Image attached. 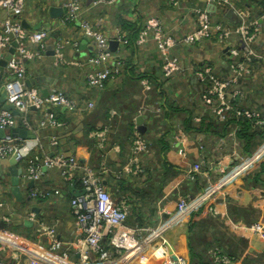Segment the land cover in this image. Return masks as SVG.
<instances>
[{
    "label": "built area",
    "instance_id": "obj_1",
    "mask_svg": "<svg viewBox=\"0 0 264 264\" xmlns=\"http://www.w3.org/2000/svg\"><path fill=\"white\" fill-rule=\"evenodd\" d=\"M119 1L92 0V7L112 5ZM163 1L176 7L181 0ZM204 1L213 5L215 10L233 9L238 16L237 22L229 24L215 20L212 9L196 7L193 9L196 26L182 36L167 27L162 18L150 16L140 29L136 42L141 46L154 41L157 45L162 77L167 80L164 87L166 85L168 92L170 80L185 68L176 54L178 48L190 50L193 46L217 39L224 48H228L232 72L229 76L214 75L207 65L195 72L204 86L200 96L208 106L203 105L194 112V124L199 125L202 118L212 113L217 115L219 121L226 122V113L230 108L244 104V117L250 120L254 128L263 127V112H253L246 103L253 89L241 84L245 78H251L247 76L252 72L249 66L252 65L254 71L264 63V51L254 45L261 40L264 13L256 18L253 9L239 6L234 0ZM61 5L66 9L64 14L48 19L36 30H29L24 26L28 0H0V12L7 13L0 27V53L9 48L13 41L18 42L3 68L4 82L0 85V95L6 92L7 102L20 114L27 133L36 132L28 117L31 109L37 110V129H46L65 126V122L58 117L61 109L76 116L87 114L96 107L94 99H76L64 85L51 87L46 96L40 86L27 84L29 63L43 55L46 40L55 28L74 26L79 35L92 39L94 51L85 57L69 56L68 49L78 48L79 42L63 34L57 36L53 49L55 67L81 69L89 90H101L106 82L116 80L124 67L120 55L122 48L112 52L110 42L115 38L124 48L129 41L127 31L118 28L115 37L110 36L102 18L91 20L87 17L81 0H65ZM141 83L146 93L155 85L150 78H142ZM261 88L264 90V78ZM229 89L232 92L230 97L227 95ZM160 103L150 102L145 97L132 118L133 127L127 136L112 122L91 128L88 138L95 159L82 160L75 152L62 151L56 135L49 137L51 147L42 157L35 151V148L42 146L37 135L32 138L31 145L21 136L9 132L0 139V161L18 155L15 163L22 168V189L29 181L34 182L24 193L23 203L27 206L21 209L22 202H17L10 190L11 176L10 179L7 175L0 177V264H206L192 257L186 258L175 244L178 224L200 207L206 208L208 215L216 212L214 206L220 208L222 214L217 218L235 227L239 235L246 238L253 236L252 240L264 243L263 217L245 223L236 221L235 225L226 219L230 213V203L220 191L240 177L239 172L230 169L231 162H226L215 167L222 173L221 177L216 178L219 175L212 172L213 166L205 159L193 162L189 156L190 133L185 126L167 116ZM139 115L146 116L144 125L147 130L155 126L154 122L159 130L156 132L152 128L148 132H140L136 122ZM17 124L18 115L13 110L0 109V128L8 131ZM237 126L236 123L231 128L230 137L229 129L220 138H232L237 144L236 139H240L236 136ZM160 138L170 142L174 153L168 159L179 171L166 193L153 199L143 198L139 194L143 178L149 170L158 166L157 160L163 157L157 143ZM258 149L255 154L253 152L247 156L250 157L247 162L244 161V153L233 154V157L238 155L236 162L242 164L238 170H248L264 160V145ZM110 152L117 154V163L110 159ZM199 152L203 158L205 153ZM51 171L59 175L65 187L73 185L75 189L84 190L79 196L72 194L63 201L61 198L64 207L61 206L62 212L55 215L34 210L35 204L46 207L49 201L59 203L63 188L43 182ZM200 177L207 181L203 192L190 196L188 190H182L186 182L192 183ZM153 208L156 210L152 211ZM63 217L67 218L66 234L59 229L64 223ZM26 220L32 225L26 224ZM216 243L204 250L211 264H250Z\"/></svg>",
    "mask_w": 264,
    "mask_h": 264
},
{
    "label": "crops",
    "instance_id": "obj_2",
    "mask_svg": "<svg viewBox=\"0 0 264 264\" xmlns=\"http://www.w3.org/2000/svg\"><path fill=\"white\" fill-rule=\"evenodd\" d=\"M65 0H28V10L24 16V23L26 28L29 30H36L40 28L45 21L52 17L49 13L51 6H62L61 4ZM239 5L252 6L253 13L258 17L261 12L264 11V4L262 0H234ZM83 9L86 15L91 20H97L102 18L107 28V33L115 37L118 28L125 30L128 33V44L123 46L120 45L118 40L115 38L117 45L112 52H116L120 47L122 48L121 57L123 58V70L122 74L116 79L106 82L104 88L101 90H89L86 84V78L84 73L79 68H61L58 69L54 65L53 49L54 43L59 35L68 37H74L78 40L79 46L70 47L68 54L70 57L78 58L80 56L85 57L94 51V44L92 39L86 38V36L79 35L76 32L74 26L55 28L50 37L46 40V48L43 55L38 59L29 63L27 73V84L38 85L42 90H47L54 86L64 85L68 93L76 98H92L96 102V107L87 114H77L72 116L65 109L59 111L58 117L65 122L63 128H46L37 129V122L35 114L37 110L31 109L28 113V117L36 130V132L29 131L27 137L23 138V141H28L30 145L33 143L32 138L34 135L40 137L42 146L35 148L37 155L42 157L44 152H49L50 142L49 137L56 135L60 141V148L65 152H75L82 160L95 159L93 152L90 149V139L88 138L89 130L93 127L102 125L104 123L112 122L118 125L119 130H123L121 122L127 121V124L133 125V116L137 114L138 109L145 97L148 101L161 102L162 108L166 110L167 116L172 117L180 125L186 127V130L190 133L191 140L189 144V156L193 162L201 161L202 159L214 160L219 157L223 159L225 155L234 154L229 147L230 143H227L226 138H220L224 136L229 129L235 126L236 122L229 123L225 126L226 122L220 127L216 121H213V117L210 116L206 123L195 125L193 122L194 112L202 107L203 105L208 106L207 103L203 102L200 96L204 86L198 76L195 74L200 68L205 65L212 69L214 75L218 76H229L232 72L231 69V57L229 52L217 39H211L201 45L193 46L190 50L182 47L178 48L179 52L177 55L182 59L184 70L178 74L176 78H173L169 82V90L167 92L166 85L164 82L167 80L163 79L162 62L159 60V51L154 41H150L148 44L138 45L137 38L139 31L145 24L146 20L150 16H157L162 18L165 25L169 28H173V31L177 35H184L195 28V17L193 15V9L196 7H202L212 9L215 20H220L224 23H230L231 18L227 16L229 9L220 8L215 10L213 5L205 2L204 0H181L179 6H171L163 0H121L112 5L100 4L97 7H92V0H81ZM211 11V10H210ZM7 17L6 11L0 12V27L4 19ZM112 42V40H111ZM110 42V45H111ZM256 48L264 51V41L260 40L255 43ZM10 54L9 48L0 53V85L4 82L3 76V65L1 62L4 59H9L7 55ZM119 55V56H120ZM253 78H245L241 84L243 87L252 88L251 102H256L262 106L264 111V93L261 92L264 66L257 67L253 71ZM150 78L154 81V87L150 92H145L144 87L141 83V79ZM167 92V93H166ZM170 97L167 99V95ZM227 95L230 97L232 92L228 90ZM1 96V95H0ZM91 110V111H92ZM18 124L16 127L19 129H26L23 126L22 119L18 113ZM146 116H144V123H146ZM155 123L153 129L156 132L159 130L158 124ZM11 130V129H10ZM150 128L146 132H148ZM204 139V142H203ZM258 147V146H257ZM205 148L207 152L204 151ZM256 147H253L251 152H254ZM163 153L166 157H171L174 153L173 149L168 148L167 145L163 146ZM246 150V147H245ZM205 153L204 157L201 158L200 152ZM247 153H251L246 151ZM246 154V153H245ZM249 155V154H246ZM166 157L158 166L144 176L143 184L141 189H147L149 185L150 191L155 189V192L161 194L166 193L174 183V178L177 173L174 171L173 166L167 161ZM13 157L6 158L0 161V177L7 175L10 179V166L13 164ZM226 158H231L227 156ZM110 159L112 162L117 163L118 157L115 152H110ZM167 164H163V162ZM220 166L224 165L221 163ZM19 167V165H18ZM49 170H46L48 172ZM162 172L164 177L155 179L156 173ZM215 172V168H214ZM217 175V173L215 172ZM222 173L216 177H221ZM43 182L48 185H59L63 188L62 196H59V203L49 201L46 207L35 204V209L40 213L48 211L49 214H59L62 212L61 206L64 207V199H69L72 193L68 187H65L61 182L59 175L56 172L51 171L50 175L45 176ZM206 181L202 178L200 181L197 179L192 183H187L182 186L183 190H188L191 193L199 194ZM30 181L26 184L22 190L26 194L28 191ZM146 184V187H145ZM246 185V182H244ZM148 190V189H147ZM64 196V197H63ZM224 197V196H223ZM224 199H226L224 197ZM245 199L242 201L241 197H235L233 200L226 201L232 206V210H239L238 207L247 201L248 208L251 207V200ZM24 202V200H23ZM21 203V209L25 208L27 204ZM253 203V202H252ZM253 207H255L253 205ZM245 209V208H243ZM153 208L152 211H155ZM195 213L191 216L190 229L186 230L178 226L176 232L175 243L178 250L185 255L186 258L192 257L193 259L199 260L200 253H202L207 246H214L215 242L225 244L229 252L234 254L242 253L246 256V245L248 244L254 256V264H260L262 258V251H264V243L258 245L252 243V241L239 234H235L231 229L221 230L220 228L215 229L214 223L207 224L202 220L205 215L206 208L195 209ZM228 211V210H227ZM242 212L246 213V210ZM153 213V212H152ZM65 214V212H64ZM64 214H62L64 216ZM251 215L254 211H251ZM261 214H255V216ZM262 217V215L260 216ZM264 218V217H263ZM64 223L59 226L60 232L67 233V221L66 217H63ZM199 220V222H197ZM231 227V226H230ZM188 229V228H187ZM214 230V232H211ZM222 233V238L215 237L212 243L209 242L214 233ZM244 242V243H242ZM208 262L211 264L210 259Z\"/></svg>",
    "mask_w": 264,
    "mask_h": 264
},
{
    "label": "rangeland",
    "instance_id": "obj_3",
    "mask_svg": "<svg viewBox=\"0 0 264 264\" xmlns=\"http://www.w3.org/2000/svg\"><path fill=\"white\" fill-rule=\"evenodd\" d=\"M251 9V8H250ZM261 23H262V25H263V28H262V34H261V36H260V39L261 40H263L264 41V20H262L261 21ZM263 65H264V63H263ZM249 69H251V71L252 72H250L249 74H247V76H249V77H253V74H254V72H253V66L251 65V66H249ZM254 70H256V68L254 69ZM234 88H237L236 86H234ZM167 95V94H166ZM168 96V95H167ZM167 99H169V100H171L170 99V97L168 96L167 97ZM233 100V99H232ZM235 100H236V98H235ZM172 101V100H171ZM246 103H248V108L250 109V110H252L253 112H263V109L260 107V104H254V103H252L250 100H247L246 101ZM242 108H246V106L244 105V104H237L235 107H232V108H230V110H229V112L228 113H226V118H225V120L227 119L228 121H230L231 119H232V117L231 116H233V117H236V118H243L244 117V115L242 114ZM94 110H92L91 112H93ZM210 116H212L213 117V121H216V123L217 124H219L220 125V127L223 125V122L220 120H218V118H217V115L215 114V113H212V114H210ZM207 120H208V117H206V118H202V120H201V122H200V124H204V123H206L207 122ZM224 121V120H223ZM180 125V124H179ZM121 126H122V129H123V131L125 132H123L125 135L127 134L128 135V129H129V127H128V124H127V121H124V122H121ZM238 128H237V130H236V136H238V137H240V139H236V141H237V144H235L234 143V140L231 138V139H227V141L230 143V145H229V147L231 148V150L235 153V154H239V153H244V161L245 162H247L248 160H249V158L250 157H247V156H249L251 153H253V152H251V153H247L246 152V150H245V139L241 136V134H242V124L241 123H239L238 124V126H237ZM126 128H127V130H126ZM153 128V126H151L150 127V129H152ZM232 131V129H230L229 130V132H228V137H230L229 136V134H230V132ZM126 135V136H127ZM122 139H123V137H122ZM124 140H125V136H124ZM159 141H160V139H159ZM203 142H204V139H203ZM259 143H260V146L259 147H256L254 150V154L259 150L258 148H260L262 145H264V138L263 139H259ZM159 145V150H160V152H161V154H163V146H165V145H167L168 146V148H170L171 149V144H170V142L166 139V138H162V140H161V142H160V144H158ZM250 149H253V148H250ZM257 149V150H256ZM204 151H206L207 152V149L205 148V150ZM249 154V155H246V154ZM231 156V158H226L227 156ZM228 155H225L224 157H223V159H221V158H219V157H217V158H215L214 160H210V159H206V163H210L212 166H213V168H215L216 166H220V162H218L217 161V159H220L222 162L221 163H224V164H226V162H231L230 164H229V168L231 169V168H234L233 169V171H237V172H239V175L238 176H240V177H238L234 182H232V183H230V184H227L225 187H223L222 188V190L220 191V194H225V195H227V196H229V197H241L242 198V201L244 200L245 201V199H249V200H251V204H252V202H253V205L255 206V207H253L254 208V211H256V210H258V211H260V212H263V213H261V215H262V217H264V183H260V184H258V185H254V183H252V182H255V174H256V172L258 171V166H259V164H256V165H254L252 168H250V169H248V170H245L244 168L243 169H240V170H238V168H241V166H242V164L241 163H237L236 162V158L238 157V155L235 157H233V154H228ZM233 158V159H232ZM232 160V161H231ZM262 161H264V160H262ZM262 161H260V162H262ZM237 163V164H236ZM163 164H167L165 161L163 162ZM233 166H235V167H233ZM218 168H215V172L216 173H218ZM212 172L215 174V172H214V169H212ZM232 171H230V173H231ZM146 176V175H145ZM161 177H164V174L162 173V172H157L156 173V176H155V179L156 180H158L159 178H161ZM245 179V182L246 183H250V186H246V185H244V182H243V180ZM145 180V179H144ZM205 180V179H204ZM206 181V180H205ZM204 184H207V181L204 183ZM142 185H144V184H142ZM145 187H146V184H145ZM205 187V186H204ZM147 188V187H146ZM148 188H149V185H148ZM147 188V189H148ZM141 189V188H140ZM139 189V194L141 195V196H143V194H145V193H147V195H149V194H157V192H155V191H150L151 189H142V190H140ZM183 190V189H182ZM157 196V195H156ZM218 197H220V196H218ZM226 200V199H225ZM248 200V201H249ZM191 201V200H190ZM190 201L188 202V204H190ZM223 202V201H222ZM252 205V206H253ZM243 208H245V209H248V204H247V201L246 202H244V203H242L239 207H238V209L239 210H241V211H243ZM249 208H250V206H249ZM202 209V208H201ZM213 209H215L216 210V212L214 213V214H211L214 218H217V217H219L221 214H222V210L219 208H217V207H213ZM251 209V208H250ZM200 210V209H199ZM214 210V211H215ZM194 211H197V210H195L194 209ZM194 211H192L191 213H189L183 220H182V222H180V224H178V225H181V228H185L186 230H189L190 229V226H191V224H190V221H191V216H192V214L193 213H195ZM134 215H136V213H134ZM215 215V216H214ZM217 216V217H216ZM206 219H208V220H210L211 219V217L209 216V215H206ZM227 221L229 220V223L231 224V225H235L236 224V221L234 220V219H232L231 218V215H230V213H229V216H227ZM197 222H199V220L197 221ZM238 226V225H237ZM188 228V229H187ZM238 228H240L239 226H238ZM241 229V228H240ZM242 230V229H241ZM211 232H214V230H211ZM245 233V232H244ZM215 234V236H213V238H211L210 240H209V242L210 243H212V241L213 240H216L215 239V237H220V238H222V233H219L218 232V234L217 233H214ZM246 235H247V233H245ZM249 237H251V238H248V239H250V240H252L253 238V236H249ZM264 241V240H263ZM242 243H244V242H242ZM213 244V243H212ZM216 244H218V245H222L226 250H227V248H226V246H225V244H222V243H216ZM258 244H260V242L258 241L257 243H256V245H258ZM219 249H220V247H219ZM251 248L249 247V245L247 244L246 245V257L247 258H249V260H251V263L252 264H254V260L253 259H255V258H253L254 256H250V255H248V254H253V252L250 250ZM264 250V249H263ZM237 256H240V257H242L243 258V260L244 259H246L245 258V256L242 254V253H239V254H236ZM262 256L264 257V251H262ZM260 264H264V259L263 260H260V262H259Z\"/></svg>",
    "mask_w": 264,
    "mask_h": 264
},
{
    "label": "trees",
    "instance_id": "obj_4",
    "mask_svg": "<svg viewBox=\"0 0 264 264\" xmlns=\"http://www.w3.org/2000/svg\"><path fill=\"white\" fill-rule=\"evenodd\" d=\"M207 117L209 118L210 116H207ZM231 117H232V119L230 121H227L225 123V126L228 125L229 123H232V122H236L237 124H239V123L242 124V134H241V136L245 139L246 151L251 152L252 149H250V148L257 147V146L259 147L260 146L259 139H263L264 138V128L257 127L255 129L252 126V124H251V122H250V120L248 118L243 117V118H239L238 119V118H235L233 116H231ZM128 127H129L128 131L131 132L133 125L129 124ZM126 130H127V128H126ZM161 140H162V138H160V141L158 140L157 143L160 144ZM158 147H159V145H158ZM162 155H163L162 159H158L157 160L160 165H161V162L166 157V155L164 156V153ZM166 159L169 162L168 157H166ZM170 164L173 166L174 171L176 173H178V171H179L178 167L176 165L172 164V163H170ZM255 176H256L255 177V182H252V183H254V185H258L260 183H264V161L259 163L258 171L256 172ZM243 182H245V179L243 180ZM246 186H250V183H246ZM152 191H155V189L152 190ZM188 193H189L190 196H191V194H193V193H191L189 191H188ZM163 194L164 193H161V194L157 193V194H149V195H147V193H145V194H143L142 197L143 198H151V199H153L156 195H157L156 197H159V196H162ZM233 198H235V197H233ZM250 208L243 209V210L247 211L246 213H244L241 210H236V211L232 210V206H231V204H229V210H230L231 217L235 221H240V222H244V223L248 222V221H250V220H252L254 218H260V216H261V215L260 216L259 215L255 216L256 213L257 214H261V212L258 211V210L254 211L253 206H251ZM251 211H254V214L251 215L250 214ZM208 214H209V212L205 211V215H208ZM209 216L211 217L210 220L206 219V217H204L202 220H204V222H206L207 224L214 223V227H215L214 230H216L217 228L218 229L220 228L221 230L231 229L235 234L239 233L238 230H236L235 227L232 228L229 225L225 224V220H223L221 218H213L211 215H209ZM251 241H252L253 244H255L258 240L255 239V240H251ZM263 259H264V257L262 256L261 260H263ZM199 260L201 262H205L206 264H210L208 262V257L204 254V251L202 253H200ZM246 261L250 262V264H252L251 260H249V258H247V257H246Z\"/></svg>",
    "mask_w": 264,
    "mask_h": 264
},
{
    "label": "water",
    "instance_id": "obj_5",
    "mask_svg": "<svg viewBox=\"0 0 264 264\" xmlns=\"http://www.w3.org/2000/svg\"><path fill=\"white\" fill-rule=\"evenodd\" d=\"M65 11H66V9L63 6H60V7L51 6L49 8V13L52 17H58V16L64 14ZM227 16L229 18H231V20H230L231 24H235L238 20V16L236 15V13H234L233 9H229V11L227 12ZM24 26L26 27L25 23H24ZM17 44H18L17 41L12 42L11 46L9 47L10 54L7 55L8 58H10V56L14 53ZM116 45H117V42L115 40H112L111 45H110V50L115 49ZM226 49L228 50V48H226ZM1 63L3 65H6L7 59L2 60ZM43 93H44V95L47 96L48 91L43 90ZM6 99H7L6 92H2L1 96H0V109L1 108L11 109V110H13L14 114H18V111L15 109V107L12 104L8 103ZM136 122L138 124V130L142 133L146 132L147 127L144 125V116L143 115L137 116ZM8 132L11 134H14V135L21 136L22 138L27 137V130H25V129H19L18 130V127H13L11 130H8V131L0 128V139L5 138ZM17 158H18V155L13 156V158H12L13 164L10 166V171H9V174L11 176L10 190H11V193L17 202H23L24 192H23L22 187L20 185V174L22 173V168H20L16 165L15 162H16ZM33 185H34V182L31 181L29 186H33ZM68 189L74 196H79L84 192V190L75 189V187L73 185H70L68 187ZM226 199L233 200L234 198L233 197L231 198V197L226 195ZM34 210L38 211L35 208H34ZM25 223L28 224L29 226L32 225V223L28 220H26Z\"/></svg>",
    "mask_w": 264,
    "mask_h": 264
},
{
    "label": "clouds",
    "instance_id": "obj_6",
    "mask_svg": "<svg viewBox=\"0 0 264 264\" xmlns=\"http://www.w3.org/2000/svg\"><path fill=\"white\" fill-rule=\"evenodd\" d=\"M262 2H263V4H264V0H262ZM238 5H239V4H238ZM239 6L244 7L245 5H239ZM247 7H250V8H251L252 6H247ZM251 9H252V8H251ZM262 13H264V11L261 12L260 15H261ZM253 14H254V13H253ZM260 15H259V16H260ZM254 16L257 18V16H256L255 14H254ZM259 16H258V17H259ZM254 45H255V44H254ZM255 47H256V46H255ZM261 66H264L263 63L260 64V66H258V67H261ZM262 74H263V76H264V73H262ZM251 78H253V77H251ZM261 92L264 93V90H263L262 88H261ZM251 97H252V95L250 94V98H251ZM252 103H254V104H258V103H256V102H252ZM260 107L262 108L261 105H260ZM263 114H264V111H263ZM263 127H264V126H263ZM263 127H261V128H263ZM256 128H257V127H256ZM256 128H255V129H256ZM251 154H252V153H251ZM169 163H171V162L169 161ZM217 175H220V172H219V171H218ZM201 179H202V178L200 177L198 180L200 181ZM206 185H207V184H205V187L203 188V190H202L201 192H203V191L206 189V187H207ZM201 192H200V193H201ZM200 193H199V194H200ZM192 195L197 196L198 194H197V195L192 194ZM224 197L226 198V195H225V194H224ZM201 208H204V207H200V208H198V209H201Z\"/></svg>",
    "mask_w": 264,
    "mask_h": 264
}]
</instances>
